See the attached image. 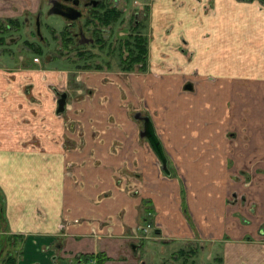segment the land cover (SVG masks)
<instances>
[{"label": "crops", "instance_id": "crops-1", "mask_svg": "<svg viewBox=\"0 0 264 264\" xmlns=\"http://www.w3.org/2000/svg\"><path fill=\"white\" fill-rule=\"evenodd\" d=\"M184 1L185 7L180 9L172 3L166 7L167 0L154 8L156 41L150 66L153 73H164V67L174 68L178 63L185 78L195 81L196 92L186 91L188 84L174 72L157 84L148 80L143 94L157 113L153 127L156 135L163 132L165 141L161 137L160 141L164 152L179 162L188 178L198 225L222 242L224 264H264V6L258 1L201 0L215 1L216 12L206 16L197 0ZM165 15L168 25L162 26L158 18ZM170 27L172 35L164 37ZM183 37L194 52L192 60L179 52ZM20 68L0 69V153H10L16 160L15 152L23 150L49 160L39 147L32 146L37 138L42 145L52 144L51 131L57 126L47 124L51 130L44 140L43 109L27 96L22 78L26 70ZM28 73L30 78L34 75L32 86L42 83L41 74L33 70ZM104 123V128L111 126L107 119ZM135 143L139 151L138 140ZM49 149L59 151L52 145ZM92 151L90 155L95 156ZM96 151L102 154V150ZM142 154L125 155L146 168L142 196L149 199L157 221L175 236L188 237L192 232L178 211L181 182L166 179L156 169L148 170L145 157L158 158L154 149L152 156L146 151ZM0 161H5L1 155ZM31 169L24 174L17 170L0 172L1 230L23 243L22 258L16 264H73L72 256L96 255L101 264H143L138 253L125 245L126 239L100 236L106 228L100 221L71 222L75 216L89 218L93 194L89 183L95 174H85L89 183L84 184V190L64 175L62 197L52 204L54 198L46 200L41 195L36 170ZM23 175L25 179H16ZM78 175L84 177L80 172ZM247 181L250 186H246ZM76 194L82 197V205L77 207ZM253 204H257L254 211ZM131 210L133 221L137 211ZM251 239L254 242H248ZM53 247L62 251L60 257Z\"/></svg>", "mask_w": 264, "mask_h": 264}, {"label": "rangeland", "instance_id": "rangeland-1", "mask_svg": "<svg viewBox=\"0 0 264 264\" xmlns=\"http://www.w3.org/2000/svg\"><path fill=\"white\" fill-rule=\"evenodd\" d=\"M254 1H258L259 6L263 8L264 3L262 4L259 0L251 2L254 3ZM170 2L172 4L176 2L174 6L176 9H179V5L185 3L184 0H170ZM49 7L50 0H0V30H5V32L0 31V69L5 68L6 71H10L9 69L18 68L19 66L22 67L21 70L25 69L26 73L22 75V78H25L26 90L29 92L31 91L29 85L34 82L32 79L34 75L30 78L28 72L33 70L42 75L40 78L42 83L38 84L37 82L35 87L37 90L35 89L27 96L42 106L44 140L46 134H50L51 130L47 127V124L54 122L53 126H57L56 130L51 131V138L54 140L52 142L53 147L59 148V151L48 155L49 160L44 157L41 159V154L32 155L23 150L15 152L18 153L16 160H13L12 156L9 155L10 153H0L2 158L5 159V161H0V172L11 173L17 170V172L24 174L26 171L30 173L33 167L36 170L35 180L37 185L40 186L41 195L44 194L47 197L46 200L51 197L54 198L52 204L57 203L62 197L61 185L63 184L62 179L66 173L67 164L70 163L67 172L74 171L73 173L77 177L74 179L75 185H82L80 181L79 184L77 183L79 172L84 174V177L80 176V180L87 178L85 174L88 173L95 174L92 180L96 176H104L100 181L101 183L95 180V182H86V184L89 183L91 192L95 193V196L93 194L91 197L89 196L91 206L89 218L75 216V219L73 221L71 219V222L88 221L96 223L95 221H100L106 228L99 235L126 239L128 243L125 245L132 253H134L133 245H136L138 261L143 262V264H186V262L192 264V261L186 260L187 256H179V251L183 249L196 251L197 255L191 257V260H194L196 264H214L215 254L212 255L211 253L212 243H210L206 234H203L205 236L201 235L200 238V232L195 231L193 236L201 240L194 241V243L165 242L162 237H157L153 230L148 227L147 219L152 218L151 222L155 223L153 219L155 214L150 215L154 209L150 206L149 199L142 196L146 190L142 187V174L146 168L143 165H138L137 160L134 162L130 159L131 155L140 156V153L145 155V151L150 154L149 156H152L153 147L148 140L140 138L143 124L134 119V115L138 112H141L143 116L150 117L153 122L156 119L157 113L152 111V106L149 105L146 95L143 94L144 91L146 92L148 80L154 81L151 82L152 84H157L166 79L164 76H168V74L186 77L185 71L181 72V67L177 63L174 65L175 68L164 67L166 70L164 73L124 74L121 72L120 59L117 58L116 54L111 55V60L107 52L98 49L93 50L95 58L79 60L80 58L75 52L63 51L61 41L55 38L65 26L60 22V17H49L47 15ZM126 9L131 10L130 7H126ZM38 15H40L41 35L46 41L42 45L45 51L44 57L30 48L31 45L39 46L41 41L37 36L36 29ZM155 17L157 19L159 16ZM51 18L60 21H54ZM163 19V17L158 18L161 25H168L165 23L167 18L165 17L162 21ZM13 21H18L20 26L13 24L12 30L6 31V26ZM124 27L127 29L129 25L116 26L110 42H115L118 39L115 34L118 29ZM38 58L41 62H37ZM85 64L92 66L99 64L102 66L103 71H84L82 68ZM178 83L180 84V81L176 79V84ZM38 85H41L40 88ZM54 87L60 92L68 91L71 96L72 110L69 111V113L73 112L71 116L69 113L59 117L56 116L57 103ZM178 87L183 90L182 86L178 85ZM142 88H145V90ZM77 90L79 91L77 92ZM82 91L84 94L81 93ZM38 99H41L42 102H38ZM118 110H121L122 113L118 114ZM158 115L161 116L159 113ZM106 119L111 125L108 128L103 127ZM72 120L76 121V132L71 141L70 137L72 135L68 136L71 134L68 128ZM159 134V137L165 141L163 132L160 131ZM137 140L140 146L139 151L136 150L135 142ZM83 142L85 143L83 144ZM32 147L38 146L35 143ZM43 147L44 152H49L51 145L47 146L44 143ZM167 147L168 151L171 152L168 145ZM92 148L94 151L91 150ZM97 149L102 150L101 155H98ZM60 151H63L62 155ZM91 151L95 156L90 155ZM65 152L71 154L68 160L65 158ZM126 152H129L130 158L125 156ZM153 156L155 158L145 157L146 164L149 167L148 170L156 169L163 176L162 163L155 155ZM105 157L106 160H104ZM107 157L109 158L107 159ZM168 160L170 169L174 173V179L172 180L178 178L181 181L184 180L186 190L190 191L188 178L181 171L179 162L172 159V155L169 154ZM25 178L23 175L16 179ZM31 182L34 185L33 180ZM117 182H121V184L118 185ZM82 188H84V184ZM79 200L82 202L81 194H76V207L82 205L81 202L79 204ZM2 205L0 201L1 213ZM59 206H61L60 203ZM132 208L135 213L137 211V217L133 221H131L130 212ZM3 222L1 218L0 264H6L9 258L12 257L19 260L23 254V243L3 234L1 230ZM194 228H192V231L195 230ZM203 233H205L204 230ZM44 241L46 242V240ZM61 244L63 245V243ZM53 249L60 257L62 251L57 247H53ZM72 257L73 264H84L86 259L91 258V256ZM68 259L70 261V257H67L66 260ZM98 260V264H101L100 258Z\"/></svg>", "mask_w": 264, "mask_h": 264}, {"label": "flooded vegetation", "instance_id": "flooded-vegetation-1", "mask_svg": "<svg viewBox=\"0 0 264 264\" xmlns=\"http://www.w3.org/2000/svg\"><path fill=\"white\" fill-rule=\"evenodd\" d=\"M175 1V0H172ZM243 2H251L252 0H241ZM124 2V4H122ZM164 0H50V7L47 12V15L49 17H60L61 21L59 19H53L54 21H60L64 24V29L61 31L60 34H57L55 38L59 41H61V48L63 51L67 50V52H75L77 56H79V60L89 58L88 60H91L95 58V54L93 53L94 49H98L102 52H107L110 59L112 60L111 55L116 54L117 58L120 59V65H121V72L124 74H147V73H153L151 71V64H152V57H153V42L156 41V34H155V25H154V8L156 6H162ZM199 5H203V12L204 15L208 16L211 13L216 12L215 8V1L214 2H202L201 0H197ZM262 4L264 3V0H259ZM183 3V2H181ZM170 0H167L166 7L170 8ZM176 2L173 3L175 5ZM185 4L179 5V9L185 7ZM55 6H59L61 13H51L52 8ZM264 6V5H263ZM126 7H130V11L126 9ZM166 11V10H165ZM100 16H103V20L99 19ZM166 16H163L165 19ZM18 22V21H17ZM125 24L129 25V27L126 29L120 28L116 32L117 40L115 42H110L111 35L116 30V26H125ZM18 25L20 26V23L18 22ZM6 31H11L13 28V24L6 26ZM174 27V26H173ZM36 29H37V36L39 37L40 45H31L30 48L34 49V51L37 53L36 50H41L42 53L38 54L44 57L45 51L42 47L43 42H46L45 39L41 35V22H40V15L37 16L36 19ZM173 30L172 27L166 29L165 33L166 36L172 35L171 31ZM2 32H5V30H0ZM54 33V32H53ZM65 37H70L72 40L71 43H68L65 41ZM138 38H142L144 40L143 46L145 47V50L142 53V59H144L145 64H138L137 58H138V44L137 40ZM182 44V48H180L179 52L188 60H192L194 56V52H192L189 48V43L185 39V37L182 38L180 41ZM40 56V57H41ZM36 60V59H35ZM37 62H41V60L38 58ZM110 62V61H109ZM108 62V63H109ZM134 64V65H133ZM131 65L133 67H131ZM130 67V69H129ZM180 67V66H179ZM132 68V69H131ZM175 68V67H174ZM84 71L85 70H95L96 72H102V66L99 64H96L95 66H92L90 64H85L83 66ZM181 72L183 69H180ZM181 74V73H179ZM69 76V75H68ZM184 79L185 84H188L186 87V91L188 92H196V83L193 80H187L185 77L181 76ZM33 84V83H31ZM30 86V92L26 90V94H30L32 91L35 90V87ZM54 93L56 95V103L57 107L55 109V114L57 117L63 116L69 111L72 110V106L70 104V95L68 94V91H59L56 87H54ZM79 90H77L78 92ZM84 94V92H81ZM66 94V104L64 106V111L59 113V101L62 99V95ZM80 94V93H78ZM90 94V92H89ZM38 102H41L40 99H38ZM100 111V110H99ZM73 112H70L69 115L71 116ZM139 118V119H138ZM144 118H149L152 128L154 131V135L157 138V140L160 142L162 147V155L164 160L167 162L168 166V173L163 170V161L162 158L157 154L158 158L160 159L162 163V172L163 176L166 179H174V173L171 171L169 167V160H168V154L164 152V148L162 146V143L160 141L159 135L155 133L154 127H153V120L148 116H143L141 112H138L134 115V119L137 122H141L143 124V130L145 125ZM70 135H74L76 132V121H71L68 128ZM142 130V131H143ZM141 131V132H142ZM69 139V138H68ZM34 140V139H33ZM70 140L72 141V137H70ZM35 143L39 147V149L42 152L43 156H48L51 153H55L52 151L44 152L45 149L41 143V140L39 138L35 139ZM96 141V140H95ZM34 143V142H33ZM85 142H83L84 144ZM150 143V142H149ZM53 144V143H52ZM49 144V145H52ZM48 146V144H47ZM53 146V145H52ZM152 146V145H151ZM30 148V146H27ZM35 147V148H38ZM63 152V151H62ZM70 156L69 153L65 152V158L67 159ZM68 160V159H67ZM70 164V163H69ZM69 164L66 165V170L69 171ZM65 173L66 177L68 178H77L74 171H70ZM104 178L102 177H95L92 181H101ZM252 179V178H251ZM250 178L248 180L251 181ZM178 180L181 182V203L178 207V211L184 216L188 228L192 232L191 235L188 237L180 238L175 236L173 232H170V230L163 225L162 223H159L157 221L156 215L154 216L155 223L151 222L152 218L147 219L148 227L153 230V232L156 234L157 237H162L165 242H185V243H194V241H200L201 239H198L194 237V232L199 231L201 238V235L206 234V237L212 243V255L215 254L214 258V264H224V258H223V244L222 242H218L215 238V235L213 233H203V229L201 226L198 225L197 220L195 218L194 209L192 207L191 203V194L189 190H186L187 187L184 185L185 181H181V179L178 178ZM82 183V185H77L80 187V189L83 187V184H86V180H78V184ZM94 181V182H95ZM250 181H247L246 186H250ZM101 183V182H100ZM118 185L121 184V182H117ZM82 186V187H81ZM96 187V186H95ZM116 187V186H115ZM84 190V188H83ZM237 195V194H236ZM238 199V196H237ZM257 208V204H253L252 211H254ZM155 214L154 211L150 215ZM195 227V228H194ZM192 228L195 230L192 231ZM148 231V230H145ZM205 236V235H203ZM156 237V238H157ZM155 238V239H156ZM248 242H254L253 239L248 240ZM61 246V245H60ZM216 247V249H215ZM217 247H220L219 249ZM136 245H133V252L136 253L137 251ZM219 251V252H218ZM179 256H187V261H192V264H196L194 260H191V257H195L197 255L196 251L192 250H180ZM188 256H190L188 258ZM84 257V256H83ZM99 256H91V258L86 259L84 264H88L91 262L99 263ZM187 264V262H186Z\"/></svg>", "mask_w": 264, "mask_h": 264}, {"label": "water", "instance_id": "water-1", "mask_svg": "<svg viewBox=\"0 0 264 264\" xmlns=\"http://www.w3.org/2000/svg\"><path fill=\"white\" fill-rule=\"evenodd\" d=\"M58 7L54 5V7L51 10V13L60 14L61 10ZM66 98H67V95L64 94V95H62V99L59 101V106H60L59 110H58L59 113L64 111V106L66 104ZM144 120L146 123L144 125V130L141 132V137L143 139H147L150 142V144L152 145L153 149L157 152V154H159V156L162 158V160H164L163 155H162V147H161L160 142L157 140V138L154 135L152 124H151L149 118H144ZM163 162H164L163 163V170H165L168 173L167 162L165 160Z\"/></svg>", "mask_w": 264, "mask_h": 264}, {"label": "trees", "instance_id": "trees-1", "mask_svg": "<svg viewBox=\"0 0 264 264\" xmlns=\"http://www.w3.org/2000/svg\"><path fill=\"white\" fill-rule=\"evenodd\" d=\"M99 19L103 20V16H100ZM12 24L18 25V22L17 21L10 22V25H12ZM65 41H67L68 43L72 42L70 37H65ZM143 42H144V40L142 38H138V40H137V44H138V58H137V62H138V64H145L144 63V59H142V53L145 50V47L143 46ZM36 51H37L38 54L42 53L41 50H36ZM131 67H133V66L131 65ZM129 69H130V67H129ZM9 261H10V264H16V259L15 258H11V259H9Z\"/></svg>", "mask_w": 264, "mask_h": 264}, {"label": "built area", "instance_id": "built-area-1", "mask_svg": "<svg viewBox=\"0 0 264 264\" xmlns=\"http://www.w3.org/2000/svg\"><path fill=\"white\" fill-rule=\"evenodd\" d=\"M90 264H97L96 262H91Z\"/></svg>", "mask_w": 264, "mask_h": 264}]
</instances>
